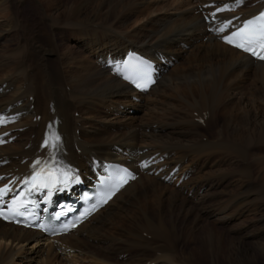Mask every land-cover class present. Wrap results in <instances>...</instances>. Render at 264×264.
I'll return each mask as SVG.
<instances>
[{
    "label": "bare ground",
    "instance_id": "6f19581e",
    "mask_svg": "<svg viewBox=\"0 0 264 264\" xmlns=\"http://www.w3.org/2000/svg\"><path fill=\"white\" fill-rule=\"evenodd\" d=\"M30 1L38 17L33 23L24 0H0V43L18 42L0 55V133L10 132L0 141L1 183L26 178L33 159L49 150V137H58L64 159L86 174L114 160L140 176L89 220L53 239L0 220V264H30L29 254L43 241L44 264H81L90 256L93 264H193L194 251L184 248L186 231L214 244L222 238L219 226L262 211L264 61L225 44L214 24L231 18L242 23L264 9V0L212 15L209 22L205 14L230 0ZM61 34L75 43L63 37L57 43ZM131 48L163 67L146 93L106 65ZM132 108L137 111L129 115ZM218 112L229 114L223 123H217ZM212 125L211 137L206 130ZM250 151V167L242 163L231 171V155ZM193 169L200 171L186 181ZM234 176L235 183L247 184L234 198L220 200L227 186H219ZM258 249L264 253V242ZM235 250L238 258L250 255L249 249Z\"/></svg>",
    "mask_w": 264,
    "mask_h": 264
},
{
    "label": "rangeland",
    "instance_id": "374dc122",
    "mask_svg": "<svg viewBox=\"0 0 264 264\" xmlns=\"http://www.w3.org/2000/svg\"><path fill=\"white\" fill-rule=\"evenodd\" d=\"M24 1L27 3V4H25V7H24L25 16L29 19V21L31 23L36 22L38 20V17L35 15L36 11L33 10V6L31 4V1L30 0H24ZM65 1L67 2V0H65ZM251 4H253V2L249 1L248 5H251ZM7 20L9 21V18ZM42 36H43V34H42ZM115 36H117L119 38V36H121V34L115 33ZM62 37L65 39L67 44L70 43L72 45L75 43L72 40V38H70V36H67L66 34L64 36L62 34L58 35L57 43L60 42V38H62ZM16 40L17 39L15 38L13 42L8 41L5 44L0 43L1 44L0 45V55L3 52H5V50H7V48H9V47L12 48L11 50H16L17 49V43H18ZM206 40L207 39H204V41H206ZM76 44H78V43H76ZM183 47L188 48L187 45H183ZM76 50H78L77 47H76L75 51ZM9 52H10V50H9ZM47 56H52V55H51V53L47 52ZM133 109L135 111H137V109L132 108V109H129L127 111V113L129 115L134 114V112L133 113L131 112V110H133ZM228 115H229L228 113L226 115V113L218 112L217 123L218 122L223 123V121L227 118ZM203 127H207V125L203 126ZM206 133L211 137L214 135L213 125L211 127H209V129L206 130ZM248 144H249V142L247 141L245 143V147H247ZM248 154H245L243 156H239L237 154L231 155V157H232L231 162H234L235 164L232 168H230V170L232 171L234 169V171L237 172V170H239V168H240V164L242 165V163H244V165L249 168L250 164L245 163V162L249 161L252 163L254 156H253L251 151ZM227 158L229 159L228 156H227ZM227 158L225 159V163H223V167H225V168L228 167ZM236 160H238V161L236 162ZM199 169L198 170L193 169V171L190 173L189 177L188 178L186 177L187 178L186 181L189 180L190 178L195 179L196 175L198 174L197 171H200ZM207 169H205L204 172L207 171ZM256 169H258V168L257 167L253 168L254 172L258 171ZM236 178H238V176H236L233 179H228V178L226 179L225 178L224 179L225 181H222V184L219 186V188L221 187V190H222L225 186H227V187L225 188V190H226L224 192L225 194L223 193L224 195H221L220 200H221V198H222V200H225L227 197L228 198L229 197L234 198V196L240 192L238 190V188L241 186V183L244 186L247 184L245 182L246 181L245 179H244V182L235 183L234 180H236ZM194 179H193V181H194ZM171 180L172 179L168 178L167 182H171ZM193 181H191V182L193 183ZM227 182L228 183L232 182L231 183L232 186L227 185L228 184ZM258 184H260V183H258ZM196 186H199V184ZM233 188H234V190H232ZM184 197H185V195L179 196L181 202H182L181 199H184ZM193 200L195 201L194 198H193ZM216 200H218V199H216ZM259 201H260L259 203L261 205H263L261 212L255 213V211H253V212L250 211L248 213H245L237 221L231 223L227 227L219 226L220 227L219 230L218 229L216 230V236H218V237L222 236V238H221V240L216 239L214 244L207 243L206 238L204 236H200L199 234H194V233L190 234V232L186 231L185 232L186 234H184V236H185V239H187V240H185L186 246H184V248L186 249V251L187 250L189 251L190 249H192L194 251L193 253H194L195 259L192 263L193 264H212V261L214 260L213 257H214L217 259V264H264V253H261L258 249V243L264 242V222H260V220H259V219H262V217H264V198H263V200L260 199ZM262 201H263V203H262ZM194 212L197 213L198 211L194 209V211H192L193 215H195ZM246 217H247V220H245ZM124 230L125 229H121L122 232H124ZM248 234L249 235L253 234V235L248 236ZM257 234H259L260 236H258ZM243 236H244V238H242ZM44 244H45L44 241L39 243L37 245V247L35 248V250L29 254V255H32L34 257L33 261L30 264H32V263L33 264H44V260H45L44 256H46V252H44V248L42 246ZM31 245L32 244H30L29 246H31ZM141 246L144 248L145 243H143ZM238 246L242 247L245 250L249 249L250 255H244L243 254V255H241V258H238V255H239L238 250H235V248ZM137 252H139V251L136 249V250H133L132 252H129V253L127 252V254L126 253L125 254L127 256L128 255L132 256L133 254H136ZM60 255H63V254H60ZM121 258H122V256H120V259ZM163 258L168 259L169 257L167 255H165V256H162V259ZM83 259L80 260L81 264H93V262H92L93 258L91 256L85 257ZM239 259L241 260V262L238 261ZM40 260H42V261H40ZM18 261H20V260H17V262ZM245 262H248V263H245ZM14 264H17V263L15 262ZM19 264H29V263H28V261H25L22 263L20 262ZM56 264H60V260L57 259ZM70 264H72V263H70Z\"/></svg>",
    "mask_w": 264,
    "mask_h": 264
},
{
    "label": "snow or ice",
    "instance_id": "6c2138e0",
    "mask_svg": "<svg viewBox=\"0 0 264 264\" xmlns=\"http://www.w3.org/2000/svg\"><path fill=\"white\" fill-rule=\"evenodd\" d=\"M226 42L234 44L237 48H241L246 52H250L253 56L264 60V13L256 19L248 21L240 30L233 35L228 36ZM148 82H150V80L146 81L144 84H137V87H146ZM58 139V137H49V141L52 142L53 147H55V141ZM37 163L39 164L40 162L37 161ZM42 172L43 169L32 177V183L34 186L36 183H41L42 186H44L41 178ZM49 175H53V173L49 172ZM123 182H125V178L121 177V184ZM119 186L120 185H117V187Z\"/></svg>",
    "mask_w": 264,
    "mask_h": 264
}]
</instances>
